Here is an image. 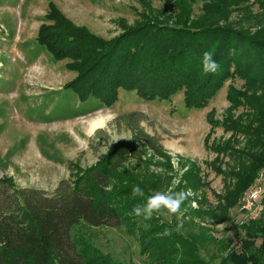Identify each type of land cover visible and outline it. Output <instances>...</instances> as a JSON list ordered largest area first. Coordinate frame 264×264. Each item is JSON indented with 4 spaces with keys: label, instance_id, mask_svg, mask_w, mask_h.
Instances as JSON below:
<instances>
[{
    "label": "trees",
    "instance_id": "1",
    "mask_svg": "<svg viewBox=\"0 0 264 264\" xmlns=\"http://www.w3.org/2000/svg\"><path fill=\"white\" fill-rule=\"evenodd\" d=\"M192 1L172 0L176 12L163 16L142 0L145 10L140 11V17L104 39L72 23L48 0L35 41L53 59L70 60L65 67L75 71V76L62 88L72 89L79 101L94 96L104 106L117 99L116 88L120 87L147 100L168 98L182 90L184 107L194 109L204 106L226 80H243V91L226 85L229 106L220 124L231 134L242 135L244 146L233 148L228 141L206 146L216 155L233 159L234 165L227 171L212 162L223 181H231L224 183V202L212 206L198 202L193 209L189 203L195 197H188L181 205L200 219L220 222L227 207L264 168V23L252 32L227 23L230 5L237 0H204L202 13L190 18ZM258 1L264 11V0ZM161 9L164 7L157 10ZM207 50H214L220 65L214 74H204L200 67L202 53ZM238 104L248 110L233 117L229 110ZM130 159L138 168H146L140 148L132 142L118 143L102 161L77 169L75 178L60 180L52 196L31 188H14L10 178H0L21 200L14 210L0 212V264H111L81 235H71L72 227L80 223L90 227L122 225L125 232L136 235L147 264H207L196 250V243L202 241L189 240L175 231L164 234L175 228V216L168 215L167 222L160 220L159 213L149 221L130 215L144 202L142 197L133 198L134 185H139L145 196L159 190L151 171L141 176L123 166ZM166 166L171 170L170 162ZM196 169L187 165L169 191L201 187ZM246 235L259 238L260 244L240 239L239 250H230L217 264H264V210L246 226Z\"/></svg>",
    "mask_w": 264,
    "mask_h": 264
},
{
    "label": "rangeland",
    "instance_id": "2",
    "mask_svg": "<svg viewBox=\"0 0 264 264\" xmlns=\"http://www.w3.org/2000/svg\"><path fill=\"white\" fill-rule=\"evenodd\" d=\"M36 1L38 4L39 0ZM51 1L68 17L59 8V4H66L64 8L78 22L75 24L68 17L72 23L104 39L119 33L121 25L133 24L140 11L145 10L142 0ZM146 1L158 15L176 12L172 0ZM203 1L191 2L190 18L202 13ZM24 7L23 2L12 12L0 11L8 32L0 30V178H10L14 188H31L52 196L60 180L75 178L77 169L95 165L116 144L127 141L142 150L148 170L138 168L131 159L123 166L141 176L151 171L152 179L159 185V190L155 188L152 192L169 191L190 165L197 167L196 178L201 183L195 191L183 189L191 193L188 197H195L190 207L195 209L198 202L204 201L210 206L224 202V183L231 181H223L224 176L214 167L227 171L234 165L233 159L216 155L206 146L226 141L233 148L244 146L242 135H233L220 124L229 106L225 99L226 85L230 83L243 91V80H226L204 106L194 109L184 107L182 90L168 98L147 100L134 91L117 87V99L108 106L94 96L79 101L72 89L62 88L75 76V71L65 67L69 59H53L36 43V34L27 36L23 32L17 39L12 38L14 28H21L18 20L24 18ZM161 7L164 9L157 10ZM230 8L227 23L233 27L252 32L264 23V11L258 0H237ZM247 110L238 104L229 112L235 117ZM167 161L171 170H166ZM255 184L262 186V194L255 202V218H249L253 212L246 215L241 206L243 197ZM263 202L264 168H261L238 199L227 207L222 221L200 219L184 207L175 217L178 223L183 222L180 233L184 237L202 241L196 243L198 256L207 264H217L230 250H239L240 239H249L255 246L260 244L259 238L246 235V226L260 217ZM20 204L12 189L0 182V212L12 211ZM160 220L168 222L169 217L160 214ZM70 233L81 235L111 264L148 263L146 255L139 252L136 235L125 232L122 225L90 227L80 223Z\"/></svg>",
    "mask_w": 264,
    "mask_h": 264
},
{
    "label": "clouds",
    "instance_id": "3",
    "mask_svg": "<svg viewBox=\"0 0 264 264\" xmlns=\"http://www.w3.org/2000/svg\"><path fill=\"white\" fill-rule=\"evenodd\" d=\"M214 50H207L202 53L200 60V67L204 74H214L216 73L220 65L214 58ZM118 138H114L117 141ZM191 193L187 190L181 191H155L150 195L145 196L144 190L139 185H134L132 187L133 198L142 197L144 202L142 204H137L130 215L142 218V221H149L152 219L155 213L161 215L175 216L181 210V205L188 198ZM147 229L149 225L144 224ZM183 227V222L180 221L176 224L175 228L166 229L165 235H171L173 231L180 233Z\"/></svg>",
    "mask_w": 264,
    "mask_h": 264
},
{
    "label": "crops",
    "instance_id": "4",
    "mask_svg": "<svg viewBox=\"0 0 264 264\" xmlns=\"http://www.w3.org/2000/svg\"><path fill=\"white\" fill-rule=\"evenodd\" d=\"M48 0H39L38 4L36 0H0V11L12 12L16 7L20 6L21 3L24 2V18H19L18 22H20V27L18 30L14 28L12 38L17 39L23 32L27 36H34L36 34L37 28L39 24L42 22L43 14L46 10ZM63 1V0H62ZM61 3V0L58 1ZM66 4H59V8L63 11L67 16L72 20V22H77L73 15H71V11L68 9L66 10ZM67 8V7H66ZM18 14H20L19 10H17ZM0 15V30H4V34L8 32L5 29L4 20L1 18ZM91 31V30H90ZM30 34V35H29Z\"/></svg>",
    "mask_w": 264,
    "mask_h": 264
},
{
    "label": "built area",
    "instance_id": "5",
    "mask_svg": "<svg viewBox=\"0 0 264 264\" xmlns=\"http://www.w3.org/2000/svg\"><path fill=\"white\" fill-rule=\"evenodd\" d=\"M262 191V186L259 184L253 185L247 192V194L243 197L241 208L245 210V214H249L253 212V214L249 215V218H255L256 213L253 210L256 208V200L259 197V193ZM262 194V193H261Z\"/></svg>",
    "mask_w": 264,
    "mask_h": 264
}]
</instances>
